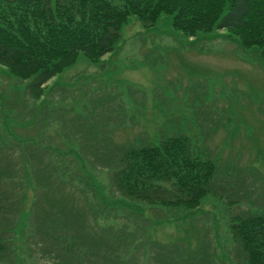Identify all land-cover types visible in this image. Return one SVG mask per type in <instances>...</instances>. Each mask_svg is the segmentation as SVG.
Masks as SVG:
<instances>
[{
    "label": "rangeland",
    "instance_id": "374dc122",
    "mask_svg": "<svg viewBox=\"0 0 264 264\" xmlns=\"http://www.w3.org/2000/svg\"><path fill=\"white\" fill-rule=\"evenodd\" d=\"M226 2L217 7L222 15ZM171 19L152 24L129 15L111 52L98 61L80 53L37 97L29 80L0 65V264H66L64 248L45 241L79 231L69 221L66 228L71 179L73 190L81 188L78 206L96 213L84 215L85 236L80 231L92 264H240L233 221L264 218V57L227 30L213 26L186 36ZM174 136H187L192 160L215 167L191 214L182 207L150 213L112 193L105 166L91 154L85 160L96 167L81 170L90 184L71 155L82 150L78 137L89 145L101 138L116 153V146Z\"/></svg>",
    "mask_w": 264,
    "mask_h": 264
},
{
    "label": "trees",
    "instance_id": "16d2710c",
    "mask_svg": "<svg viewBox=\"0 0 264 264\" xmlns=\"http://www.w3.org/2000/svg\"><path fill=\"white\" fill-rule=\"evenodd\" d=\"M226 1L230 4L229 9L222 15L217 7L223 9ZM121 2L120 5L113 0H0V65L14 76L29 80L32 94L37 97L42 85L72 65L80 53L89 60L98 61L111 52L118 43L121 27L129 15H136L141 22L152 24L162 16H170L173 27L186 36L199 30H211L215 26L238 35L246 46L260 48L264 57L262 0ZM255 8L258 12H255ZM257 14L262 22H256ZM184 138L183 141L174 136L139 148L132 145L128 147L127 144L114 147L113 142H106L110 147L120 149L116 153H108L105 144L101 142L103 139L99 138V144L94 143L93 146L85 140L86 137H78L76 140L82 150L76 149L77 154L71 150V155L76 159L77 171L81 172L86 164L96 167L85 160L91 154L95 162L105 166L110 178V191L131 198L135 203L149 206L150 213L155 212V207H182L186 214H191L189 211L196 208L207 194L210 176L215 167L209 161L192 160L187 153L188 138ZM99 170L103 171L102 168ZM84 172L81 173L86 181L94 185V180ZM69 175L66 168V179H69ZM58 178L56 175L55 180ZM72 182V179L66 181V199L59 198L62 200L59 205L63 200L66 202V228L71 227L67 224L69 221L77 225L79 231L75 232L76 236L67 233L62 240L56 236V241L52 242L49 238L45 242L59 244L61 249L64 248L66 264H72L79 258L85 259L83 264H92L91 258H85L91 252L89 245L80 244V231L84 230L81 232L85 236L87 230L82 227L84 215L92 214L96 218V213L88 207L83 211L78 206L76 199L81 198L76 194H81V188L73 190ZM1 215L2 210L0 217ZM77 217L79 221L76 224ZM71 218L74 220H70ZM236 219L238 221H233L232 231L236 248L243 257L239 263L264 264V218H256L251 214L243 219ZM49 224L53 225L51 222ZM86 240L92 241L93 238L91 236ZM2 246L3 243L0 242V252ZM74 248H83L84 254L78 255ZM46 251L47 249L44 253Z\"/></svg>",
    "mask_w": 264,
    "mask_h": 264
}]
</instances>
